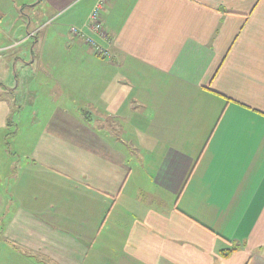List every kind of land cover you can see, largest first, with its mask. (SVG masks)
I'll use <instances>...</instances> for the list:
<instances>
[{"label": "crops", "instance_id": "0c3cea01", "mask_svg": "<svg viewBox=\"0 0 264 264\" xmlns=\"http://www.w3.org/2000/svg\"><path fill=\"white\" fill-rule=\"evenodd\" d=\"M98 1L0 0V100L63 105L34 150L66 182L53 221L0 160V264H264V0H110L108 39Z\"/></svg>", "mask_w": 264, "mask_h": 264}, {"label": "rangeland", "instance_id": "374dc122", "mask_svg": "<svg viewBox=\"0 0 264 264\" xmlns=\"http://www.w3.org/2000/svg\"><path fill=\"white\" fill-rule=\"evenodd\" d=\"M13 8L15 10V5H13ZM2 18V27H6L12 22L11 28L13 29L16 25L24 23V21L17 22V20L21 19L15 17L14 14L10 17L2 16ZM8 18L10 21H7ZM21 40L17 38V41L20 42ZM22 48L23 46L20 47V49ZM23 71L24 69H19L18 71L23 78L41 79L44 76L43 72L38 71L36 68H32L29 72L26 69L25 74L22 73ZM13 73L14 70L10 73L14 78ZM51 75L55 77L54 72ZM8 78L9 75L4 73L1 79L5 81ZM20 88L19 94L15 98L9 95L7 97L8 101L0 100V160L5 162L6 160L14 161L13 168L7 167L2 170V174L5 176L2 189L11 192L33 193L22 201L25 206L40 213L43 210L49 215L51 220L55 221L57 210H59V200L56 197L59 196L60 190L66 188V184H64L66 182H63L64 178L59 169L44 166L39 161L42 156L40 151H38L39 155L36 161L37 152L34 150V144L43 137L42 125L45 123L46 117L51 115L57 107L63 105L48 100L43 94L37 96V99L34 96H29L28 91L37 88L36 86L33 87V84L30 87H25V91L29 89L26 92L24 87ZM3 95L0 92V98ZM34 111L36 112L35 114H33ZM77 111L75 105H72L69 109L72 115L78 114ZM52 119L53 116L51 117ZM86 120H89V117ZM122 152L131 159V167L135 169V174H139V168L136 165L137 161H139V148H130ZM200 152H202V149ZM140 168L142 169V166ZM13 179L17 180L14 181ZM68 185L74 186L75 184L68 183ZM51 224L53 227L55 223L52 222Z\"/></svg>", "mask_w": 264, "mask_h": 264}, {"label": "built area", "instance_id": "2783aa9c", "mask_svg": "<svg viewBox=\"0 0 264 264\" xmlns=\"http://www.w3.org/2000/svg\"><path fill=\"white\" fill-rule=\"evenodd\" d=\"M109 2L110 0H99L95 8L93 9L91 17H90L91 32L99 35L100 37L104 39H108L109 36L103 25L102 13L104 12ZM71 33L77 38L84 39L86 44L89 45L94 50L97 56L101 57L102 59H109L111 57V54L107 49H105L102 45L95 42L93 39L87 37L81 30L75 27H72Z\"/></svg>", "mask_w": 264, "mask_h": 264}, {"label": "trees", "instance_id": "16d2710c", "mask_svg": "<svg viewBox=\"0 0 264 264\" xmlns=\"http://www.w3.org/2000/svg\"><path fill=\"white\" fill-rule=\"evenodd\" d=\"M234 251H236V247L235 248H232V249H229V250H226V251H223L222 252V255L224 256V257H229Z\"/></svg>", "mask_w": 264, "mask_h": 264}]
</instances>
